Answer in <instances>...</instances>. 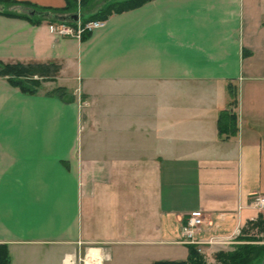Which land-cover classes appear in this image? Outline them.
I'll return each instance as SVG.
<instances>
[{
  "label": "crops",
  "instance_id": "obj_1",
  "mask_svg": "<svg viewBox=\"0 0 264 264\" xmlns=\"http://www.w3.org/2000/svg\"><path fill=\"white\" fill-rule=\"evenodd\" d=\"M0 60L61 65L36 94L0 77V244L11 264L184 260L188 250L150 246L187 247L193 210L204 214L197 247L213 255L262 212L252 200L264 195V0H151L82 40L0 12ZM58 86L71 98L49 93Z\"/></svg>",
  "mask_w": 264,
  "mask_h": 264
},
{
  "label": "trees",
  "instance_id": "obj_2",
  "mask_svg": "<svg viewBox=\"0 0 264 264\" xmlns=\"http://www.w3.org/2000/svg\"><path fill=\"white\" fill-rule=\"evenodd\" d=\"M99 0H65V6L62 8L30 5L27 2L14 0H0L2 10L5 15L19 16L26 18L33 23H41L44 20L51 22H67L75 24L70 20V15L78 13L82 24L89 21L108 19L112 14L122 13L142 6L151 0H103L105 3L96 7ZM13 5H22L29 10L23 13H17L7 10ZM34 11L33 14L29 13ZM90 32L85 31L82 39H86ZM61 65L56 61L45 62H4L0 60V77L5 78L12 86L19 88L25 94H36L45 81L54 80L60 72ZM229 92L232 97L230 104L236 102L237 90L229 84ZM50 94L60 98H71L69 91L64 86H58L49 91ZM232 121L234 117L232 116ZM223 123L219 124V131L224 132ZM264 233V215L259 213L256 219L248 220L238 235L241 241L229 251H218L214 254L215 263L213 264H264V237H259L253 230ZM0 264H11V257L6 243L0 244ZM152 264H208L204 256L199 252L196 245L188 244V256L184 260H157Z\"/></svg>",
  "mask_w": 264,
  "mask_h": 264
},
{
  "label": "built area",
  "instance_id": "obj_3",
  "mask_svg": "<svg viewBox=\"0 0 264 264\" xmlns=\"http://www.w3.org/2000/svg\"><path fill=\"white\" fill-rule=\"evenodd\" d=\"M75 24L67 22H51L49 23V30L59 36L64 37H74L81 39L82 34L85 31H93L94 29L100 28L104 25L103 20L89 21L86 24H82L80 17ZM252 203L258 207L260 210L264 209V195L255 196ZM204 214L201 210H193L189 213L187 221L182 225V239L179 241L181 243L199 245L203 241L195 238V233L203 223ZM211 244H223L225 241H216L210 239L208 241ZM199 249V248H198ZM200 250V249H199Z\"/></svg>",
  "mask_w": 264,
  "mask_h": 264
},
{
  "label": "rangeland",
  "instance_id": "obj_4",
  "mask_svg": "<svg viewBox=\"0 0 264 264\" xmlns=\"http://www.w3.org/2000/svg\"><path fill=\"white\" fill-rule=\"evenodd\" d=\"M104 3H105V1L99 0L97 2L98 5L96 7L98 8V7L102 6ZM50 81H52V80H50ZM261 211H262L261 214L264 215V209L261 210ZM253 212L255 213L256 211H253ZM253 233H255L256 235H258L259 237H264V233H259V232H257L256 229L253 230ZM177 237L175 235H173V239H177ZM262 243H264V241H262ZM120 247L121 246H115L116 253H118V251H119V253H120V251H122ZM123 248H128L129 253L132 254L136 250H139L141 248V246H127V247H123ZM150 248H152V249L155 248V249L163 250L167 254V256H175V255H170V254L176 253V251H178V250H183V251L185 250L186 251V250H188V245L186 247V246L181 245V244H165V245H158V246H150ZM218 251H228V250H226L225 248H223V246H221V247H219V249L217 251H215L213 253L215 254ZM199 252L204 256V258H205V260H206V262L208 264L215 263L214 254L212 255V252L211 251H209V250L200 251L199 250ZM185 258H186V256H185Z\"/></svg>",
  "mask_w": 264,
  "mask_h": 264
},
{
  "label": "water",
  "instance_id": "obj_5",
  "mask_svg": "<svg viewBox=\"0 0 264 264\" xmlns=\"http://www.w3.org/2000/svg\"><path fill=\"white\" fill-rule=\"evenodd\" d=\"M29 13L33 14L34 11H30ZM79 17H80L79 14L78 13H75L73 15H70L67 18H69L70 20H73L74 22H77L79 20Z\"/></svg>",
  "mask_w": 264,
  "mask_h": 264
}]
</instances>
